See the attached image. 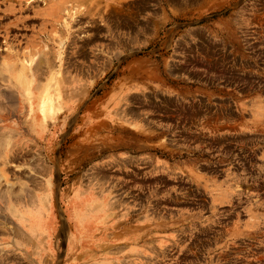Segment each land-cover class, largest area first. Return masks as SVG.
I'll use <instances>...</instances> for the list:
<instances>
[{
  "label": "rangeland",
  "instance_id": "obj_1",
  "mask_svg": "<svg viewBox=\"0 0 264 264\" xmlns=\"http://www.w3.org/2000/svg\"><path fill=\"white\" fill-rule=\"evenodd\" d=\"M0 264H264V0H0Z\"/></svg>",
  "mask_w": 264,
  "mask_h": 264
},
{
  "label": "bare ground",
  "instance_id": "obj_2",
  "mask_svg": "<svg viewBox=\"0 0 264 264\" xmlns=\"http://www.w3.org/2000/svg\"><path fill=\"white\" fill-rule=\"evenodd\" d=\"M88 1V0H87ZM49 116V115H48ZM46 123V122H45ZM34 213H36V212H34L33 210L32 211H30V212H28V223H30L29 225H30V227H32L33 226V228L34 227H37V223L35 224V214ZM31 214H33V218H32V215Z\"/></svg>",
  "mask_w": 264,
  "mask_h": 264
}]
</instances>
